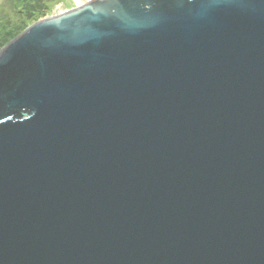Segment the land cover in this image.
I'll return each mask as SVG.
<instances>
[{
	"label": "water",
	"instance_id": "water-1",
	"mask_svg": "<svg viewBox=\"0 0 264 264\" xmlns=\"http://www.w3.org/2000/svg\"><path fill=\"white\" fill-rule=\"evenodd\" d=\"M0 264H264V0H90L0 48Z\"/></svg>",
	"mask_w": 264,
	"mask_h": 264
},
{
	"label": "rangeland",
	"instance_id": "rangeland-1",
	"mask_svg": "<svg viewBox=\"0 0 264 264\" xmlns=\"http://www.w3.org/2000/svg\"><path fill=\"white\" fill-rule=\"evenodd\" d=\"M90 0H0V48L16 37L35 21L57 12L59 7H74ZM26 19L27 26L20 32L21 18Z\"/></svg>",
	"mask_w": 264,
	"mask_h": 264
},
{
	"label": "trees",
	"instance_id": "trees-1",
	"mask_svg": "<svg viewBox=\"0 0 264 264\" xmlns=\"http://www.w3.org/2000/svg\"><path fill=\"white\" fill-rule=\"evenodd\" d=\"M29 17H31V16H28V15L26 14L24 18H23V17L21 18V19H22V20H21V24H22V26L19 27V28H17V32L20 31V30L22 31V30L27 26V24H26V21H27V20H26V19H29ZM21 31H20V32H21Z\"/></svg>",
	"mask_w": 264,
	"mask_h": 264
},
{
	"label": "built area",
	"instance_id": "built-area-1",
	"mask_svg": "<svg viewBox=\"0 0 264 264\" xmlns=\"http://www.w3.org/2000/svg\"><path fill=\"white\" fill-rule=\"evenodd\" d=\"M86 2V1H85Z\"/></svg>",
	"mask_w": 264,
	"mask_h": 264
}]
</instances>
